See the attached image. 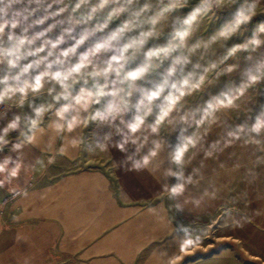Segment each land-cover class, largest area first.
Listing matches in <instances>:
<instances>
[{
    "label": "clouds",
    "instance_id": "1",
    "mask_svg": "<svg viewBox=\"0 0 264 264\" xmlns=\"http://www.w3.org/2000/svg\"><path fill=\"white\" fill-rule=\"evenodd\" d=\"M258 16L264 0H0V154L10 153L0 188L29 170L26 148L61 140L62 156L115 148L125 157L118 167L159 174L170 200L199 205L185 196L204 178L202 162L192 167L199 155L238 141L264 151V20L247 35ZM217 45L223 51L210 55ZM228 113L240 122L222 121ZM92 126L106 131L89 142ZM215 127L223 140L207 139ZM178 232L181 251L200 240L189 227Z\"/></svg>",
    "mask_w": 264,
    "mask_h": 264
},
{
    "label": "crops",
    "instance_id": "2",
    "mask_svg": "<svg viewBox=\"0 0 264 264\" xmlns=\"http://www.w3.org/2000/svg\"><path fill=\"white\" fill-rule=\"evenodd\" d=\"M60 144L26 148L29 170L0 188V264H175L180 234L162 192L118 165L68 170L80 150L62 156Z\"/></svg>",
    "mask_w": 264,
    "mask_h": 264
},
{
    "label": "rangeland",
    "instance_id": "3",
    "mask_svg": "<svg viewBox=\"0 0 264 264\" xmlns=\"http://www.w3.org/2000/svg\"><path fill=\"white\" fill-rule=\"evenodd\" d=\"M217 15L220 19L210 18L198 36H204L209 28L218 27L228 19L226 12ZM260 20H264V16L253 20L247 35H251L252 28ZM242 38L233 37L229 45L241 42ZM222 51L223 45H217L210 55L218 56ZM236 59L243 66V54ZM232 78L238 79V75L234 74ZM261 88L264 89V85ZM216 90L218 89H214ZM199 99L200 97H195L193 101ZM259 99L264 103V96ZM241 118L238 113L221 116L222 121L231 125L239 123ZM103 131L106 130L92 126L83 135L91 142L95 133L100 132L102 136ZM224 135L225 128L215 127L207 139L223 140ZM79 150L78 158L68 170L96 169L107 172L125 158L115 148L108 152L97 150L91 153L83 147ZM260 157H264V151L255 146H245L240 141L224 148L212 158L199 155L192 167H200L202 162L201 172L204 178L197 187H190L185 194L192 200H200L199 205L193 202L185 204L183 200H170L162 187L165 181L159 179V174L154 178L147 171H133L136 183L150 192H162L160 198L165 201L168 217L175 229L189 227L200 236L197 244L181 251L175 264H264V159H258ZM188 171L191 172V166ZM205 190L208 195H204ZM176 203L182 205V210L175 208Z\"/></svg>",
    "mask_w": 264,
    "mask_h": 264
}]
</instances>
